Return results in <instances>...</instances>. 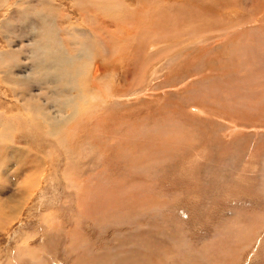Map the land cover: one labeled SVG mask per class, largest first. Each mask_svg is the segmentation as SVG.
Instances as JSON below:
<instances>
[{"label":"rangeland","instance_id":"rangeland-1","mask_svg":"<svg viewBox=\"0 0 264 264\" xmlns=\"http://www.w3.org/2000/svg\"><path fill=\"white\" fill-rule=\"evenodd\" d=\"M159 1L149 0L148 3V0H0V264H147L148 261L149 264H264V73L256 76L258 78L254 89L245 83L249 76L233 79L240 75L238 72H241V68L253 58L250 63L253 62L255 69L256 60L261 56L262 49L264 50L262 43L256 44L259 39L263 41L264 38V0H242L243 4L241 0H223L220 3L222 7L215 4L217 0H172L174 4L171 0ZM154 3L156 5H153V8ZM209 3L214 7L210 5L207 11ZM195 4L200 5L197 7L199 10L195 8ZM100 7H105V10ZM155 7L166 10V13H161L162 16L167 14L166 17L160 16L161 22L166 23V31L170 29V22L179 16L174 21V24L180 22L174 25L176 34L173 32L168 36L164 35L166 31L156 29L155 25L151 24L157 15H154ZM220 7L223 8L222 11L225 10L224 13L229 11L225 15H235L231 18L223 17V12H217ZM122 9L125 12L127 9L131 10L133 16L135 13L139 14L140 21L136 23V28L132 23V20H136L132 16H121L124 15ZM121 11L123 14H120ZM245 15L249 18V21L246 19L247 22L244 20ZM117 16L118 19L113 18ZM240 17L243 19L242 26ZM180 19H186V24ZM122 23L126 24L123 32L118 29V25ZM237 25L238 27H235ZM74 29L82 32V35H75ZM250 31L256 33V37L260 35L262 38L258 36L260 38L255 40L257 38L252 33L250 35ZM234 32L244 34V37L238 40L241 44H234L230 40ZM65 33L76 36L75 53L65 52L66 55L62 52ZM122 35L124 38H119ZM174 35L176 37H172ZM98 36L103 39H98ZM187 37L191 39L188 40ZM207 45L208 47L204 48ZM235 49L238 52H235ZM241 51L246 52V55ZM247 53L253 57H249ZM263 55L264 53L262 57ZM198 59L202 60V63ZM239 59L244 66L239 63L242 67L235 68L236 76L235 73L225 72L228 64L235 60L238 65ZM219 60L223 64L219 63ZM229 61L230 63H227ZM194 63L197 67L199 64L200 69ZM226 78L230 82H227ZM215 81L218 90L217 86H214ZM208 85L209 88L206 87ZM196 89L201 90L200 93H197ZM203 91H206L207 96H202ZM195 92L199 95L198 100L194 99ZM204 99L207 101L204 102ZM209 99L213 103H210ZM184 100L191 103L188 102L180 108V102ZM95 101L101 103V106L94 107ZM88 108H92L90 112ZM168 110L174 112L169 114ZM158 112H161L160 116ZM128 116L132 119H127ZM147 117L150 118L146 125ZM142 118L143 121L145 119L144 122L140 121ZM172 119L180 128L172 126V122L170 126L174 129L168 127ZM114 121L115 124L111 126L118 133L114 132L113 141L105 139L104 136L99 141L94 137V133H91L93 129H99L102 135L106 127L112 129L110 124ZM157 121L158 126L152 124ZM163 121L168 125L164 122L166 126L163 127ZM92 123L97 125H91ZM129 124L131 127L135 124L140 126V131L135 134H122L121 129L125 131V127L130 128ZM231 124L237 127L235 133L229 132ZM153 125L156 130L151 127ZM151 128L155 132L160 128L161 131L158 130L157 133L161 136ZM178 128L180 132L191 133L192 137H187V134L181 139L182 142L178 137L176 143H172ZM162 130H165L167 135L163 134ZM125 137L129 138L131 147L127 144L129 147L127 146L124 154L134 150L135 141L139 146L144 145L143 149L145 144L151 146L158 142L163 143V140L166 143L168 139L174 145L169 144V141L167 145L163 143L164 148L171 146L166 149L167 154L162 144L159 146L158 149L162 146V152L161 149L159 151L164 156L159 155L158 150L152 152H155L153 156L149 153L150 150H145L149 151L148 154L143 151L139 164L144 166L139 169L133 164H124L125 162L117 159L115 155L105 161L109 152L107 154L104 148L100 149L104 145L102 143L111 142L112 145H117ZM150 139L156 142L153 143ZM130 140L134 142L130 144ZM169 151L176 153L170 154ZM149 155L152 158L147 160ZM155 158H158L159 167L154 164ZM159 158L164 162V167L162 162L159 163ZM115 160L117 162H114ZM149 161L151 163H148ZM155 166L159 170H155ZM146 167H150L151 171ZM141 170L148 174L141 173ZM136 172L139 178H136ZM133 181L138 182L139 186L144 184L142 191L136 185V189L133 187L132 191L123 190L125 183L131 186ZM104 193L106 197L103 196ZM139 194L143 198L138 196ZM131 196L135 199L130 202ZM145 201L149 202L148 205ZM106 202L108 205L104 204ZM127 202L132 204L127 206ZM100 203L103 204L102 207ZM141 205L144 209L140 208ZM137 206L140 207L133 208ZM96 207L106 210L99 213L103 211H98ZM134 212L142 214L134 215ZM112 213L120 214L117 217ZM111 217L113 219H110ZM234 219L240 222L241 226L235 223L237 226L234 227ZM123 225L125 226L122 227ZM231 226L237 229H231ZM243 232L245 234H242ZM144 256L149 259L146 258V261ZM92 258L95 259L92 261L94 263L91 262Z\"/></svg>","mask_w":264,"mask_h":264},{"label":"bare ground","instance_id":"bare-ground-1","mask_svg":"<svg viewBox=\"0 0 264 264\" xmlns=\"http://www.w3.org/2000/svg\"><path fill=\"white\" fill-rule=\"evenodd\" d=\"M144 1H145V0H144ZM146 1H147V0H146ZM154 1H155V0H154ZM160 1H161V0H160ZM160 1H159V2H160ZM164 1H165V0H163V2H164ZM166 1H167V0H166ZM175 1H176V0H175ZM190 1H191V0H190ZM194 1H195V0H194ZM196 1H197V0H196ZM207 1L209 2V0H207ZM229 1H231V0H229ZM243 1H244V0H243ZM126 2H127V1H126ZM150 2H151V1H150ZM163 2H162V3H163ZM171 2H172V0H171ZM187 2H189V0H188ZM192 2H193V1H192ZM197 2H198V1H197ZM221 2H223V0H217V1L215 2V4H220ZM226 2H228V0H226ZM226 2H225V4H226ZM238 2H239V1H238ZM127 3H128V2H127ZM146 3H147V2H146ZM148 3H149V0H148ZM167 3H168V2H167ZM172 3L174 4V2H172ZM211 3H213V2H211ZM241 3H242V0H241ZM241 3H240V4H241ZM160 4H161V3H160ZM165 4H166V3H165ZM169 4H170V3H169ZM169 4H168V7H169ZM190 4H191V2H190ZM190 4H189V5H190ZM199 4H200V3H199ZM222 4H223V3H222ZM232 4H233V3H232ZM240 4H239V7H241ZM242 4H243V3H242ZM262 4H263V3H262ZM262 4H261V5H262ZM149 5H151V4H149ZM153 5H156V4H155V3L152 4V7H153ZM191 5H192V4H191ZM195 5H196V7H195ZM195 5H194V7L197 9V7H200L201 4H200V5L195 4ZM205 5H206V4H205ZM205 5H204V7H205ZM208 5H209V6H208V8L206 9L207 11L210 9V5H213V4H210V3H209ZM220 5H221V4H220ZM237 5H238V4H237ZM157 7H158V5H157ZM192 7H193V5H192ZM213 7H214V5H213ZM221 7H222V5H221ZM221 7H220L219 10H218V8H217V10H218L217 12H219V11L223 12V14H224V16L222 15L223 17H225V16H229V17L231 18L233 15H235V14H233V15H231V14H226V15H225V13H228L229 11H227V12L224 13L225 10L222 11L223 8H221ZM230 7H231V6H230ZM68 8H69V7H68ZM100 8H101L102 10H105V7H104V9H103V7H100ZM153 8H154V7H153ZM161 8H162V7H161ZM161 8H156V7H155V11H154L155 14H154V15H156V13H157V15L154 17V19L152 20L151 24H152V25L154 24L156 29L159 28V29H162V31H166V30L164 29V26L166 25V23H162L161 20H160V19H161L160 16H162L161 13H166V12H165L166 10H164V8H163V9H161ZM170 8H172V7H170ZM170 8H168V9L171 11ZM201 8H202V7H201ZM201 8H200V9H201ZM205 8H206V7H205ZM180 9L182 10L183 8H179V10H180ZM189 9H190V8H189ZM192 9H193V8H192ZM192 9H191V10H192ZM196 9L194 10V12H196ZM213 9H214V8H213ZM221 9H222V10H221ZM232 9H233V8H232ZM240 9L242 10V7H241ZM255 9H256V8H255ZM179 10H178V11H179ZM197 10H199V9H197ZM226 10H227V8H226ZM122 11H123V9H122ZM122 11L120 12V14H123V13H124V15H121V16H124V17H125V15H126V16H132V17L136 20V21H133V20H132V23H133V25H135V28H136V23L140 21V16H139V14H136V13L134 12L135 14H134V16H133V15H132L133 12H132L131 10H128V9L126 10V12L123 11V13H122ZM189 11H190V10H189ZM235 11H236V10H235ZM108 12L110 13V11H108ZM179 12H182V11H179ZM179 12H178V13H179ZM192 12H193V11H192ZM200 12H201V11H200ZM210 12H212V11H210ZM217 12H216V13H217ZM230 12H231V10H230ZM244 12H245V11H243V13H244ZM246 12H247V11H246ZM246 12H245V13H246ZM263 12H264V11H263ZM263 12H262V13H263ZM137 13H138V12H137ZM151 13H153V12H152V9H151ZM158 13H160V14H158ZM169 13H170V12H169ZM176 13H177V12H176ZM178 13H177V14H178ZM185 13H186V9H185ZM188 13H189V12H188ZM197 13H199V12H197ZM197 13H196V15H198ZM207 13H208V12H207ZM219 13H220V12H219ZM234 13H235V12H234ZM249 13H250V12H249ZM111 14H112V13H111ZM172 14H173V11H172ZM192 14H193V13H192ZM200 14H202V13H200ZM211 14H212V13H211ZM211 14H209V16H210ZM166 15H167V14H165V15L163 14L162 17L164 18V16L166 17ZM175 15H176V14H175ZM190 15H191V14H190ZM207 15H208V14H207ZM207 15H206V16H207ZM220 15H221V14H220ZM236 15H237V14H236ZM239 15H241V14H239ZM109 16H111V15H109ZM115 16H116V15H115ZM168 16H169V15H168ZM170 16H171V13H170ZM173 16H174V15H173ZM180 16H181V15H180ZM184 16H185V15H184ZM193 16H195V15H193ZM214 16L216 17V15H214ZM174 17H175V16H174ZM174 17H172V18H174ZM177 17H179V16H177ZM177 17L175 18L176 20H177ZM198 17H199V16H198ZM220 17H221V16H220ZM223 17H222V18H223ZM244 17H245V18H244ZM244 17H243V18H244V20H245L246 22H247V20L249 21L248 16L245 15ZM246 17H247V18H246ZM260 17H261V15H260ZM113 18L118 19V16H117V17H113ZM126 18H127V17H126ZM170 18H171V17H170ZM172 18H171V19H172ZM180 18H181V17H180ZM209 18H210V17H209ZM252 18H253V17H252ZM129 19H130V18H129ZM191 19H192V18H191ZM194 19H195V18H194ZM194 19H193V20H194ZM198 19H199V18H198ZM201 19H203V18H201ZM212 19H213V18H212ZM246 19H247V20H246ZM121 20H124V18H123V19L121 18ZM176 20H174V21H176ZM180 20L183 21L182 19H180ZM203 20H204V19H203ZM220 20H221V19H220ZM220 20H219V21H220ZM226 20H227V19H226ZM228 20H229V18H228ZM117 21H118V20H117ZM119 21H120V17H119ZM119 21H118V22H119ZM128 21H129V20H128ZM169 21H170V19H169ZM169 21H168V23H169ZM174 21L172 20V21L170 22V29H167V31L164 33V35H167V36H168V35H170V34H172V33L174 32V28H175L174 25H175L177 22H179V21H177V22L174 24ZM185 21H186V19H185L183 22H185ZM190 21H192V20H190ZM196 21H197V20H196ZM200 21H201V20H199V24H200ZM210 21H211V20H210ZM240 21H241V26H242V22H243L242 17H240ZM255 21H256V20H255ZM123 22H124V21H123ZM130 22H131V21H130ZM188 22H189V20H188ZM208 22H209V21H208ZM220 22H222V21H220ZM128 23H129V22H128ZM148 23H150V22H148ZM168 23H167V25L169 26ZM179 23H180V22H179ZM179 23H178V25L180 26ZM196 23H197V22H196ZM227 23H228V21H227ZM234 23H235V22H234ZM183 24H184V23H183ZM185 24H186V22H185ZM188 24H189V23H188ZM193 24H194V23H193ZM247 24H249V23H247ZM252 24H254V20H253V23H252ZM131 25H132V24H131ZM178 25H177V26H178ZM181 25H182V24H181ZM191 25H192V24H191ZM191 25H189V26H191ZM205 25H206V24H205ZM215 25H217V24H215ZM223 25H226V24L223 23ZM129 26H130V25H129ZM179 26H178V27H179ZM182 26H183L184 28L186 27V26H184V25H182ZM187 26H188V25H187ZM232 26H233V25H232ZM249 26H250V25H249ZM118 27H119L118 29H121V31L123 32V31H124V27L126 28V24H125V23L119 24ZM183 27H182V28H183ZM193 27H194V25H193ZM193 27H192V28H193ZM235 27H238V25L235 26ZM192 28H191V29H192ZM233 28H234V27H233ZM195 29H196V28H195ZM210 29H211V28H210ZM236 29H237V28H236ZM74 30H75V29H74ZM134 30H135V29H133V31H134ZM200 30H201V29H200ZM229 30H230V29H227V31H229ZM242 30H243V29H242ZM263 30H264V29H263ZM78 31H79V30H75L73 33H74L75 35H76V33L82 35V32L80 33V32H78ZM93 31H94V30H93ZM128 31H129V29H128ZM196 31H197V30H196ZM258 31H259V30H258ZM125 32H126V31H125ZM175 32H177V31H175ZM175 32H174V34H176ZM179 32L181 33V30H180ZM179 32H178V33H179ZM185 32H186V31H185ZM198 32H200V31H198ZM221 32H222V31H221ZM232 32H233V31H232ZM235 32H237V31H235ZM235 32H234V34H233V37H232L230 40L233 41L234 44H235V43H236V44H237V43L241 44L238 40L240 39V37H244V34H243V33H242V34H236ZM262 32H263V31H262ZM92 33H93V32H92ZM95 33H96V32H95ZM99 33H100V32H99ZM99 33H98V34H99ZM120 33H121V32H120ZM189 33H190V32H189ZM189 33H188V34H189ZM191 33H192V31H191ZM251 33H252V32L250 31L249 34L251 35ZM259 33H261V32H259ZM62 34H63V33H62ZM85 34H86V33H85ZM184 34H185V33H184ZM188 34H187V35H188ZM192 34H193V33H192ZM252 34H254V36L256 37V35H255L256 33H252ZM261 34H262V33H261ZM65 35H66V33H65ZM75 35H74V36H70L69 34H67L66 37H69V38H66V37H65V38L63 39V41H62V42H63V43H62L63 45L61 44V45L63 46V47H61V48H62L61 50H62L63 53H65V52L70 53V52H72V51L75 53V50H76V43H75L76 41L74 40V38L76 37ZM86 35H87V34H86ZM88 35H89V34H88ZM93 35H95V34H93ZM107 35H108V34H107ZM111 36H112V35H111ZM111 36H110V37H111ZM132 36H133V35H132ZM139 36H140V35H139ZM191 36H192V35H191ZM205 36H206V35H205ZM209 36H210V35H209ZM212 36H213V35H212ZM214 36H215V35H214ZM216 36H217V35H216ZM226 36H227V35H226ZM247 36H248V34H247ZM258 36H260V35H257V37H258ZM98 37H99V36H98ZM104 37H105V36H104ZM108 37H109V36H108ZM112 37H113V36H112ZM120 37H121V38H124L123 35H122V36H119V38H120ZM172 37H176V35H174V36H172ZM172 37H171V38H172ZM192 37H194V36H192ZM250 37H251V36H250ZM250 37H249V42H251V41H250ZM252 37H253V35H252ZM255 37H253V38H255ZM257 37H256V38H257ZM260 37H261V36H260ZM260 37H258V38H260ZM263 37H264V36H263ZM101 38H102V37H101ZM101 38L99 37L98 39H101ZM188 38H189V37H187V39H188ZM214 38H215V37H214ZM218 38H219V37H218ZM253 38H251V39H253ZM258 38L255 39V40H258ZM261 38H262V37H261ZM94 39H95V38H94ZM96 39H97V38H96ZM102 39H103V38H102ZM112 39H113V38H112ZM125 39H126V38H125ZM134 39H135V37L133 38V40H134ZM139 39H140V37H139ZM139 39H137V40H139ZM175 39H176V38H175ZM175 39H174V40H175ZM189 39H191V38H189ZM189 39H188V40H189ZM192 39H193V38H192ZM194 39H195V38H194ZM208 39H209V38H208ZM105 40H106V39H105ZM108 40H109V39H108ZM114 40H115V38H114ZM141 40H143V39L141 38ZM174 40H173V41H174ZM182 40H183V39H182ZM217 40H218V39H217ZM222 40H223V39H222ZM246 40H247V39H246ZM260 40H261V39H259V40L257 41L258 43H256V44H260V43H262V44L264 45V42H263V41H264V38H263V41L261 40L262 42H260ZM93 41H94V40H93ZM101 41L103 42V40H101ZM166 41H167V40H166ZM166 41H163V42H166ZM169 41H170V40H169ZM171 41H172V40H171ZM241 41H242V40H241ZM81 42H82V41H81ZM106 42H107V41H106ZM134 42H135V41H134ZM188 42H190V41H188ZM200 42H201V41H200ZM203 42H204V41H203ZM205 42H206V41H205ZM218 42H220V39H219ZM249 42H248V43H249ZM252 42H254V41H252ZM107 43H108V42H107ZM166 43H167V42H166ZM182 43H184V42H182ZM182 43H181V44H182ZM193 43H194V42H193ZM207 43H208V42H207ZM207 43H206V44H207ZM244 43H246V41H245ZM244 43H243V44H244ZM112 44H113V41H112ZM139 44H140V43H139ZM175 44H176V43H175ZM202 44H203V43H202ZM251 44H253V43H251ZM251 44H249V45H250L249 48H251ZM256 44H255V45H256ZM61 45H60V46H61ZM99 45H100V44H99ZM115 45H116V44H115ZM115 45H114V47H115ZM118 45H119V44H118ZM167 45H168V43H167ZM183 45H184V44H183ZM185 45H186V43H185ZM200 45H201V44H200ZM208 45H209V44H208ZM208 45L205 46L204 48L208 47ZM221 45H222V44H221ZM221 45H220V46H221ZM246 45H247V44H246ZM77 46H78V45H77ZM100 46H102V45H100ZM122 46H123V45H122ZM122 46H121V47H122ZM152 46H155V45H152ZM181 46H182V45H181ZM193 46H194V45H193ZM193 46H192V48H194ZM201 46H202V45H201ZM220 46H219V47H220ZM231 46H232V45H231ZM237 46H238V45H237ZM237 46H236V49L239 48V47L237 48ZM105 47H110V46H105ZM129 47H130V46H129ZM135 47H136V46H135ZM182 47H183V46H182ZM242 47H243V46H242ZM242 47H241V48H242ZM246 47H247V46H246ZM253 47H254V46H253ZM258 47H259V46L257 45V48H258ZM84 48H85V47H84ZM125 48H126V47H125ZM137 48H139L138 45H137ZM137 48H135V49H137ZM157 48L159 49V47H157ZM157 48H156V49H157ZM176 48H177V47H176ZM201 48H202V47H201ZM201 48H200V49H201ZM212 48H213V47H212ZM255 48H256V46H255ZM257 48H256V49H257ZM263 48H264V46H263ZM112 49H113V48H112ZM114 49H115V48H114ZM123 49H124V48H123ZM154 49H155V48H154ZM170 49H173V48H170ZM185 49H186V48H185ZM195 49H196V48H195ZM226 49H227V48H226ZM229 49H230V48H229ZM236 49H235V52H238V51H236ZM242 49H243V48H242ZM242 49H241V50H242ZM247 49H248V48H247ZM260 49H262V47H261ZM65 50H66V51H65ZM106 50H107V48H106ZM109 50H110V49H109ZM126 50H127V49H126ZM138 50H139V49H137V51H138ZM176 50H177V49H176ZM186 50H188V49H186ZM202 50H203V48H202ZM219 50H220V49H219ZM219 50H218V51H219ZM238 50H239V49H238ZM248 50H249V49H248ZM254 50H255V49H254ZM171 51H172V50H171ZM193 51H194V49H193ZM221 51H222V49H221ZM242 51H243V50H242ZM242 51H241V52H242ZM245 51H246V50H245ZM262 51H263V52H262V54H263V53H264V50L262 49ZM241 52H240V53H241ZM246 52H247V51H246ZM246 52H242V54L244 55ZM255 52H256V51H255ZM109 53H111V52H109ZM123 53H124V51H123ZM145 53H146V52H145ZM188 53H189V52H188ZM228 53H229V52H228ZM65 54H66V53H65ZM101 54H102V53H101ZM101 54H100V55H101ZM114 54H115V53H114ZM133 54H134V53H133ZM139 54H141V53H139ZM147 54H148V53H147ZM196 54H197V53H196ZM199 54H200V53H199ZM221 54H222V53H221ZM231 54H232V53H231ZM247 54H248V53H247ZM262 54H261V56L258 57L257 60H256L257 65H256V68H255V69L253 68V67H255V66H252V63H253V62L250 63L252 60H254V58L251 59L250 62H247V64H246L245 66H244V63H242V61H240V59H239L238 65H236L237 63H235V60L232 61L231 64H228V66H226L225 72L228 71V72L235 73L234 75L236 76V70H235V68H238V67L240 66V64L242 63L244 67L241 68V69H242L241 72H238V71H237L240 75H237L236 77H233V79L235 78V80H238V79H242V78H244V77L249 76V77L246 78L245 83L247 84V86L250 85V86H252V89H254V88H256V87L253 88V86H255V84H256L255 81H256V79L258 78V77L256 78V76L260 75V73H261V74L264 73V71H263V70H264V58H263L264 55H263V57H262ZM57 55H59V53H58ZM66 55H67V54H66ZM119 55H120V54H119ZM235 55H236V54H235ZM238 55H239V54H238ZM245 55H246V54H245ZM249 55H250V54H248V56H249ZM252 55H253V53H252ZM254 55L256 56V53H255ZM257 55H259V54H258V51H257ZM50 56H51V55H50ZM117 56H118V55H117ZM137 56H140V55H137ZM137 56H136V57H137ZM142 56H143V55H142ZM148 56H149V55H147V59H148ZM193 56H194V55H193ZM204 56H205V55H204ZM255 56H254V57H255ZM102 57H103V54H102ZM108 57H109V56H108ZM198 57H199V56H198ZM218 57H219V56H218ZM249 57H253V56H249ZM58 58L60 59V57H58ZM113 58H114V57H113ZM143 58H144V57H143ZM149 58H150V57H149ZM203 58H204V57H203ZM203 58H202V59H203ZM209 58H210V57H209ZM231 58H232V57H231ZM242 58H243V57H242ZM64 59H65V61L67 60L66 58H64ZM68 59H69V58H68ZM120 59H121V58H120ZM141 59H142V58H141ZM195 59H196V58H195ZM235 59H236V56H235ZM247 59H248V58H247ZM61 60H62V59H61ZM72 60H73V59H72ZM117 60H118V59H117ZM130 60H132V59H130ZM143 60H144V59H143ZM198 60H199V59H198ZM204 60H205V59H204ZM222 60H223V59H222ZM241 60H242V59H241ZM243 60H245V63H246V57H245V56H244ZM110 61H111V60H110ZM199 61H200V60H199ZM201 61H202V60H201ZM201 61H200V62H201ZM219 61H220V60H219ZM60 62H62V61H60ZM68 62H69V61H68ZM190 62H191V60H190ZM193 62H194V61H193ZM193 62H192V63H193ZM200 62H199V64H200ZM206 62H208V61H206ZM224 62H225V61H224ZM240 62H241V63H240ZM158 63H159V62H158ZM201 63H202V62H201ZM209 63H210V61H209ZM211 63H212V62H211ZM219 63H222V64H223V62H221V61H220ZM227 63H230V61L227 62ZM227 63H226V65H227ZM239 63H240V64H239ZM194 64H195V63H194ZM199 64H198V67H197V64H195V66H196L197 68H199ZM185 65H186V64H185ZM187 65H188V64H187ZM191 65H192V64H191ZM191 65H190V67H191ZM205 65H206V64H205ZM218 65H219V64H218ZM215 66H216V65H215ZM220 66H221V65H220ZM220 66H219V67H220ZM98 67H99V66H98ZM187 67H188V66H187ZM202 67H204V66H202ZM205 67H206V66H205ZM210 67H211V66H209V68H210ZM240 67H242V66H240ZM96 68H97V65H96ZM183 68H184V67H183ZM193 68H194V65H193ZM206 68H207V67H206ZM209 68H208V70H209ZM211 68H213V67H211ZM220 68H221V67H220ZM220 68L217 67V69H220ZM199 69H200V68H199ZM221 69H223V67H222ZM95 70H96V69H95ZM95 70H94V71H95ZM196 70H197V69H196ZM202 70H203V69H202ZM202 70H201V71H202ZM214 70H215V69H213V71H214ZM238 70H239V69H238ZM97 71H98V70H97ZM101 71H102V70H101ZM204 71H205V70H204ZM223 71H224V70H223ZM113 72H114V71H113ZM214 72H216V71H214ZM214 72H213V73H214ZM94 73H95V72H94ZM97 73H98V72H97ZM109 73H110V72H109ZM114 73H115V72H114ZM176 73H177V72H176ZM194 73H195V72H194ZM198 73H199V72H198ZM209 73H210V72H209ZM232 73H231V74H232ZM100 74H101V73H100ZM174 74H175V73H174ZM174 74H173V75H174ZM189 74H190V73H189ZM225 74H226V73H225ZM186 75H187V73H186ZM196 75H197V73H196ZM203 75H204V74H203ZM220 75H221V74H220ZM234 75H231V76H234ZM178 76H179V75H178ZM110 77H111V76H110ZM187 77H189V76H187ZM191 77H192V76H191ZM96 78H97V77H96ZM111 78H113V77H111ZM170 78H173V77H170ZM174 78H175V77H174ZM182 78H183V77H182ZM189 78H190V77H189ZM196 78H197V77H196ZM223 78H224V77H223ZM223 78H222V80H224ZM231 78H232V77H231ZM198 79H199V78H198ZM229 79H230V78H229ZM167 80H168V79H167ZM169 80H171V79H169ZM218 80H220V79H218ZM222 80H220V81H222ZM227 80H228V79L226 78V81H227ZM95 81H96V80H95ZM179 81H180V80H179ZM184 81H185V80H184ZM199 81H200V80H199ZM213 81H214V79H213ZM216 81H217V80H216ZM216 81H215L216 84H214V86H215V85L217 86V82H216ZM226 81H225L224 83H226ZM232 81H233V80H232ZM227 82H230V81H227ZM256 82H257V81H256ZM207 83L209 84V82H207ZM197 84H198V83H197ZM203 84H204V82H203ZM203 84H202V85H203ZM218 84H219V83H218ZM200 85H201V83H200ZM212 85H213V84H212ZM226 85H227V84H226ZM228 85H229V84H228ZM203 86H205V84H204ZM216 86H215V87H216ZM200 87H201V86H200ZM206 87L209 88V85L206 86ZM258 87H259V85H258ZM171 88H172V87H171ZM193 88H194V87H193ZM195 88H196V87H195ZM197 88H198V87H197ZM203 88H204V87H203ZM210 88H212V87H210ZM100 90H101V88H100ZM193 90H194V89H193ZM196 90H197V89H196ZM196 90H195V91H196ZM207 90H208V89H207ZM213 90H214V89H213ZM217 90H218V86H217ZM232 90H233V89H231V91H232ZM96 91H97V90H96ZM98 91H99V89H98ZM189 91H191V90H189ZM200 91H201V90H200ZM200 91L197 90V93H198V92L200 93ZM211 91H212V90H211ZM219 91L221 92V88H220ZM184 92H185V91H184ZM203 92H204V95H202V96H207V95H205V94H206V91H203ZM208 92H210V91H208ZM212 92H213V91H212ZM212 92H210V93H212ZM185 93H186V92H185ZM214 93H215V92H214ZM225 93H226V92H225ZM97 94H98V93H97ZM202 94H203V93H202ZM111 95H112V94H111ZM125 95H126V94H125ZM194 95H195V96H194V99H197V100H198V99H199V95H196V92H195ZM186 96H188V95L186 94ZM200 96H201V95H200ZM261 96H263V95H261ZM107 97H108V95H107ZM107 97H106V98H107ZM111 97H112V96H111ZM118 97H119V96H118ZM182 97H183V96H182ZM96 98H98V97H96ZM183 98H184V97H183ZM186 98H187V97H186ZM191 98H192V97H191ZM208 98H211V97H208ZM215 98H216V95H215ZM219 98H220V97H219ZM221 98H222V97H221ZM103 99H104V98H103ZM200 99H201V98H200ZM204 100H205V99H204ZM105 101H106V100H105ZM157 101H158V99H157ZM177 101H179V100H177ZM190 101L192 102L191 99H190ZM194 101H196V100H194ZM200 101H201V100H200ZM206 101H207V100H205L204 102H206ZM209 101H210V99H209ZM216 101H218V100H216ZM150 102H151V101H150ZM185 102H186V100H184V102H183V101L180 102V105H181L180 108H182V105L187 104L189 101L186 102V103H185ZM191 102H189V103H191ZM197 102H198V101H197ZM192 103H193V102H192ZM210 103H213V101H212V102L210 101ZM100 104H101V103H98V102L96 103V101H95V103H94L95 106H94V107L101 106ZM178 104H179V103H178ZM203 104H204V103H203ZM96 105H97V106H96ZM104 105H105V104H104ZM193 105H194V104H193ZM195 105H196V104H195ZM197 105H198V104H197ZM145 106H146V105H145ZM147 106H148V105H147ZM178 106H179V105H178ZM190 106H191V105H190ZM203 106H204V105H203ZM205 106H206V105H205ZM205 106H204V107H205ZM94 107H92V108H94ZM136 107H137V106H136ZM193 107H194V106H193ZM193 107H192V109H193ZM92 108H88L87 110H89V112H90V111H91L90 109H92ZM139 108H141V107H139ZM147 108H148V107H147ZM174 108H175V107H174ZM183 108H184V107H183ZM209 108H210V107H209ZM211 108H213V107H211ZM124 109H125V107H124ZM194 109H195V108H194ZM215 109H216V108H215ZM119 110H120V109H119ZM133 110H136V109H133ZM141 110H142V109H141ZM172 110H173V109H172ZM172 110H168L167 113H169V114L171 113V114H172V113L174 112V111H172ZM184 110H185V109H184ZM190 110H191V109H190ZM234 110H236V109H234ZM164 111H165V110H164ZM166 111H167V110H166ZM178 111H179V110H178ZM191 111H192V110H191ZM196 111H198V110H196ZM196 111H195V112H196ZM123 112H124V111H123ZM131 112H132V111H131ZM133 112H134V111H133ZM149 112H151V110H150ZM176 112H177V110H176ZM158 113H159V112H158ZM158 113H157V114H158ZM160 113H161V112H160ZM160 113H159V116H160ZM198 113H199V112H198ZM120 114H121V113H120ZM126 114H127V113H126ZM148 114H149V113H148ZM153 114H154V113H153ZM176 114H177V113H176ZM199 114H201V112H200ZM202 114H203V113H202ZM223 114H224V113H223ZM134 115H135V114H133V116H134ZM162 115H164V114L162 113ZM174 115H175V114H174ZM205 115H208V113H207V114L205 113ZM209 115H210V114H209ZM138 116H139V115H138ZM169 116H171V115H169ZM171 117H172V116H171ZM108 118H109V116H108ZM111 118H113V117H111ZM125 118H126V116H125ZM125 118L123 117L124 120H126ZM128 118H129V116L127 117V119H128ZM130 118L132 119V117H130ZM130 118H129V119H130ZM145 118H146V116H145ZM149 118H150V117H147V120H146L145 124L147 123V121H148ZM167 118H168V117H167ZM206 118H207V117H206ZM70 119H71V118H70ZM157 119H158V118H157ZM159 119H160V118H159ZM161 119L163 120L162 117H161ZM169 119H170V118H169ZM173 119H174V118H173ZM173 119H172V120H173ZM180 119H181V118H180ZM230 119L232 120V118H230ZM121 120H122V119H121ZM151 120H153V118H152ZM234 120H235V119H234ZM234 120H232V121H234ZM140 121L142 122V121H143V118H142V120H140ZM144 121H145V119H144ZM144 121H143V122H144ZM154 121H156V119H155ZM165 121H166V120H165ZM165 121H163V122L161 123V125H162ZM168 121H169V120H168ZM168 121H166V122H168ZM67 122H68V121H67ZM100 122H101V121H100ZM126 122H127V121H126ZM126 122H125V123H126ZM134 122H135V121H134ZM136 122H137V121H136ZM166 122H165V123H166ZM170 122L173 123V124H172V123H171V124H172V126H174L175 128H176V127H179V124H178L177 122H174V120H173V121H169V126H168V127H171V126H170V125H171ZM193 122H194V121H193ZM74 123H75V122H74ZM105 123H106V122H105ZM125 123L123 122V124H125ZM165 123L163 124V127L166 126ZM179 123H180V122H179ZM37 124H38V123H37ZM37 124H35V125H37ZM39 124H40V123H39ZM106 124H107V123H106ZM108 124H109V123H108ZM114 124H115V121L112 122V124H110V126H111V125H114ZM126 124H127V123H126ZM152 124H155L156 126L159 125L158 121L155 122V123H152ZM166 124L168 125V123H166ZM91 125H97V124H93V123H92ZM101 125H102V123H101ZM129 125H130V124H129ZM135 125H136V124H135ZM135 125H133V127H131V125H130V128L124 126V127L126 128L125 131H124V130L122 131V129L120 128V129H121L120 132H121L122 134H124L125 132H127L128 134H131V133H134V134H135V132L140 131V126H135ZM146 125H147V124H146ZM149 125H150V124H149ZM155 125H153V126H151V127H153V128L155 129V128H156V127H154ZM184 125H185V124H184ZM231 125H232V124H231ZM103 126H105V125H103ZM182 126H183V125H182ZM182 126H181V127H182ZM202 126H203V125H202ZM207 126H208V125H207ZM111 127H112V126H111ZM124 127H122V128H124ZM163 127H162V128H163ZM174 127H171V130H173ZM190 127H191V126H190ZM144 128H145V127H144ZM146 128H147V127H146ZM153 128H151V129H153ZM160 128H161V127H160ZM160 128H159V129H160ZM166 128H167V127H166ZM179 128H180V127H179ZM179 128H178V131H175V132H177V133H176L175 135H173V137L175 136V137H174L175 140L172 141V143H174L176 140H178V137H179V140H181L182 138H184L185 135L188 134V133L183 132V131L180 132ZM236 128H237V127H236ZM236 128H235L234 125H232V128L229 129V132H231V133H232V132L235 133V129H236ZM35 129H36V128H35ZM37 129H38V128H37ZM104 129H105V128H104ZM149 129H150V128H149ZM154 129H153V131H154ZM159 129H158V130H159ZM193 129H194V127H193ZM147 130H148V129H147ZM155 130H156V129H155ZM158 130H157V131H158ZM165 130H166V129H165ZM165 130H164V132H166ZM183 130H184V129H183ZM118 131H119V130H118ZM153 131H151V132H153ZM157 131H156V132L154 131V132L157 133ZM159 131H161V130H159ZM159 131H158V132H159ZM167 131H170V130L167 129ZM216 131H217V130H216ZM114 132H117V130H114L113 127H112V129H108V128L106 127L105 132L102 131V135H101V132L99 131V129H93V130L91 131V133H94V137H96L97 140L99 139V141H100V138L102 139L103 136H104L105 139H109V140L113 141L112 139H113V137H115V135L113 136ZM141 132H142V131H141ZM146 132H148V131H146ZM162 132H163V130H162ZM164 132H163V134H166V135H167V132H166V133H164ZM172 132H173V131H172ZM175 132H173V133H175ZM237 132H238V131H237ZM117 133H118V132H117ZM142 133H143V132H142ZM168 133H169V132H168ZM170 133H171V132H170ZM157 134H159V133H157ZM190 134H191V133H189V134H188L189 136H187V137H190V136H191ZM149 135H150V134H149ZM159 135H160V134H159ZM159 135H158V137H159ZM117 136H118V135H117ZM132 136H133V135H132ZM139 136H140V135H139ZM139 136H138V138H139ZM145 136H147V135H145ZM145 136H144V138H145ZM155 136H156V134H155ZM155 136H154V137H155ZM160 136H161V135H160ZM169 136H170V135H169ZM194 136H195V134H194ZM121 137H122V136H121ZM123 137H124V136H123ZM135 137H136V136H135ZM135 137H134V138H135ZM154 137H153V138H154ZM164 137H166V136H164ZM170 137H171V136H170ZM191 137H192V136H191ZM132 138H133V137H132ZM149 138H151V136H150ZM174 138H173V139H174ZM69 139H70V138H69ZM118 139H120V138H118ZM118 139H117V140H118ZM128 139H129L128 137H125L123 140L121 139V141H120L117 145H116L115 143H114L115 145H112L111 142H110L109 144L102 143V144H104L102 148L100 147V146H102V144H100V146H99L100 149H103V148H104V152H107V154H108V152H109L108 156L105 158V161H106L110 156H114V155H115V157H116L117 159H120V160H122L123 162H125L124 164L130 163V164H133L134 167H136V168L138 167V169H139V167H141V166L143 167V166H144V165L139 164V162H141L140 160H142V159H141V158H142V155H141V154H142L143 151H145L146 149H148V150H150V152H149L148 150H147V151H148L149 153H151L152 156H153V154H154L155 152H154V153H152V152H153V151H157V150L159 151V150L161 149V147L163 146V150L165 149V150H164V151L166 152L165 154H167V153H168V150H166V149L168 148V146H170V145H168V146H166V147L164 148V146L168 144L167 141H169V139L167 140V138H166V140H167L166 143H167V144L164 143L165 140H163V143H164L165 145H163V143H161V142H160V144H159V142H158V143L155 144V145H154V144L151 145L150 142H149V144H150L151 146H147V145L145 144V146H146L145 149L142 148V146H144V145L139 146V144L136 143L137 141L134 142L133 140H132V141L130 140V144H131V142H134V150H132V151L130 150V153H128V154H124V153H125V152H124L125 149H126L127 146L129 145V143H128ZM154 139H155V138H154ZM154 139H152V140L150 139V140L153 141V143L156 142V141L158 140V138L156 139V141H154ZM164 139H165V138H164ZM173 139H172V140H173ZM115 140H116V139H115ZM115 140H114V141H115ZM146 140H147V139H146ZM146 140H145V141H146ZM159 140H160V137H159ZM92 141H93V140H92ZM99 141H98V142H99ZM145 141H144V142H145ZM161 141H162V139H161ZM182 141H183V140H181V142H182ZM209 141H210V140H209ZM98 142H97V143H98ZM116 142H117V141H116ZM138 142H139V141H138ZM147 142H148V141H147ZM147 142H145V143H147ZM169 142H170L169 144H172V143H171V140H170ZM181 142H180V143H181ZM193 142H194V141H193ZM59 143H60V142H59ZM175 143H176V142H175ZM177 143H178V142H177ZM190 143H191V142H190ZM190 143H189V144H190ZM127 144H128V145H127ZM142 144H143V142H142ZM161 144H162V146L160 147V149H158L159 146H160ZM181 144H182V143H181ZM183 144H185V143L183 142ZM186 144H187V145H186ZM186 144H185V145L188 146L187 141H186ZM172 145H174V144H172ZM177 145H178V144H177ZM179 145H180V144H179ZM191 145H193V144H191ZM97 146H98V144H97ZM129 146H130V145H129ZM129 146H128V147H129ZM175 146H176V145H175ZM95 147H96V146H94V148H95ZM130 147H131V146H130ZM170 147H171V146H170ZM172 147H173V146H172ZM183 147H184V145H183ZM92 148H93V147H92ZM96 148H97V147H96ZM96 148H95V149H96ZM177 148H178V146H177ZM180 148H181V147H180ZM190 148H191V146H190ZM173 149H175V147H174ZM181 149L184 150V148H181ZM181 149H180V150H181ZM192 149H193V147H192ZM170 150H172V148H171ZM180 150H179V151H180ZM251 150H252V149H251ZM91 151H92V149H91ZM100 151H101V150H100ZM128 151H129V149H128ZM128 151H127V152H128ZM147 151H145V152L148 154ZM104 152H103V153H104ZM140 152H141V153H140ZM161 152H162V149H161ZM161 152H160V151L158 152L159 155H163V156H164V154H160ZM169 152H170V154H172V152L176 153L175 151H172V152L169 151ZM185 152H186V151H185ZM97 153H98V152H97ZM139 153H140V154H139ZM158 153H157V154H158ZM177 153H178V151H177ZM144 154H145V153H143V156H144ZM180 154H182V153H180ZM136 155H137V156H136ZM173 155H174V154H173ZM178 155H179V153L177 154V156H178ZM193 155H195V154H193ZM193 155H192V156H193ZM171 156H172V155H171ZM187 156H188V155H187ZM165 157H166V156H165ZM181 157H182V155H181ZM143 158H144V157H143ZM149 158H150V155H149V157H148V156L146 157L147 160H148ZM151 158H152V157H151ZM151 158H150V159H151ZM168 158H169V157H168ZM168 158H167V159H168ZM170 158H171V157H170ZM95 159H96V158H95ZM150 159H149V160H150ZM155 159H156V161H155L154 164L157 166V165H158V164H157V159H158V158H155ZM161 159H162V157H161ZM161 159L159 158V161H160ZM176 159H177V158H176ZM103 161H104V160H103ZM107 161H108V160H107ZM143 161H144V159H143ZM151 161H152V160H151ZM153 161H154V159H153ZM153 161H152V166L154 165V164H153ZM166 161H168V160H166ZM170 161H171V160H170ZM172 161H173V160H172ZM172 161H171V162H172ZM176 161H177V160H176ZM114 162H117V161L115 160ZM114 162H112V163H114ZM145 162H146V161H144V164H145ZM161 162H162V161H160L159 163L161 164ZM119 163H121V162H119ZM148 163H151V162L149 161ZM163 163H164V162H162V164H163ZM168 163H169V162H168ZM117 164H118V163H117ZM138 164H139L140 166H139ZM142 164H143V163H142ZM104 165H105V164H104ZM107 165H108V164H107ZM147 165L149 166V165H151V164H147ZM122 166H123V165H122ZM156 166H155V170L158 169L159 165H158L157 168H156ZM197 166H198V165H197ZM111 167H112V166H111ZM114 167H115V166H114ZM123 167H124V166H123ZM130 167H131V166H130ZM142 167H141V168H142ZM160 167H162V165H161ZM163 167H164V164H163ZM108 168H109V167H108ZM115 168H117V165H116ZM128 168H129V167H128ZM132 168H133V167H132ZM136 168H135V169H136ZM146 168H148V167H146ZM149 168H150V167H149ZM149 168H148V169H149ZM151 168H152V167H151ZM123 169H124V168H123ZM135 169L133 168V170H135ZM136 170H137V169H136ZM149 170H150V169H149ZM149 170H148V171H149ZM158 170H159V169H158ZM158 170H157L156 172H158ZM164 170H165V169H164ZM114 171H115V170H114ZM137 171H138V170H137ZM150 171H151V170H150ZM152 171H154V170H152ZM138 172H139V171H138ZM140 172H141V173H146V175L148 174V172H145V171L143 172L142 170H141ZM166 172H167V170H166ZM149 173H151V172H149ZM159 173H160V172H159ZM162 173H163V172H162ZM111 174H112V173H111ZM134 174H135V173H134ZM152 174H154V173H152ZM187 174H188V173H187ZM192 174H193V173H192ZM107 175H108V174H107ZM119 175H120V174H119ZM121 175H122V174H121ZM123 175H124V174H123ZM123 175H122V176H123ZM135 175H137L136 178H139L137 172H136ZM155 175H157V174H155ZM161 175H162V174H161ZM100 176H101V175H100ZM133 176H134V175H133ZM139 176H140V175H139ZM152 176H153V175H152ZM112 177H113V176H112ZM129 177H130V175H129ZM123 178H124V177H123ZM143 178H144V177H143ZM126 179H128V178L126 177ZM126 179H125V180H126ZM140 179H141V178H140ZM140 179H139V180H140ZM99 181H100V180H99ZM126 181H127V180H126ZM135 182H136V181H135ZM135 182L133 181V185H131V186H127V183L123 182V183H125V184H124V185H125V189H123V190H126L127 192H129L130 190L132 191V188H133L135 185L138 186L137 188L140 187L139 189H141L142 186L144 187V184H143V185L140 184V186H139V185L137 184L138 182H136V183H135ZM139 182H140V181H139ZM140 183H141V182H140ZM158 183H159V182H158ZM110 184H111V183H110ZM153 184H154V183H153ZM160 184H161V183H160ZM97 185H98V184H97ZM149 185H151V184H149ZM149 185H148V186H149ZM95 186H96V185H95ZM136 186H135V187H136ZM145 186H146V185H145ZM97 187H100V186H97ZM135 187H134V188H135ZM146 187H147V186H146ZM149 187H150V186H149ZM149 187H147V188H149ZM153 187H154V186H153ZM156 187H157V186H156ZM115 188H116V187H115ZM169 188H170V187H169ZM90 189H92V188H90ZM97 189H98V188H97ZM107 189H108V188H107ZM116 189H118V188H116ZM135 189H136V188H135ZM135 189H134V191H135ZM139 189H138V190H139ZM166 189H167V188H166ZM228 189H229V188H228ZM118 190H119V189H118ZM118 190H117V191H118ZM138 190H137V192H140V193H141L142 189H141V191H138ZM145 190H146V189H145ZM230 190H231V189H230ZM104 191H106V190H104ZM147 191H148V190H147ZM153 191H154V190H153ZM153 191H151V192H153ZM263 191H264V190H263ZM89 192H90V190H89ZM95 192H96V191H95ZM106 192H107V191H106ZM106 192H105V193H106ZM109 192H110V190H109ZM114 192H115V191H114ZM114 192H113V194H114ZM91 193H92V192H91ZM99 193H100V192H99ZM105 193H104L103 196L106 195ZM107 193H108V192H107ZM111 193H112V192H111ZM124 193H125V191H124ZM133 193H134V192H133ZM148 193H149V191L147 192V195H148ZM92 194H93V193H92ZM113 194H110V195L112 196ZM117 194H118V192H117ZM125 194H126V193H125ZM135 194H136V193H135ZM142 194H143V193H142ZM142 194H141V195H142ZM263 194H264V193H263ZM93 195H94V194H93ZM96 195H97V194H96ZM118 195H119V194H118ZM127 195H128V193H127ZM144 195H145V194H144ZM88 196H89V195H88ZM94 196H95V195H94ZM103 196H102V197H103ZM114 196H115V194L113 195V198H114ZM121 196H122V195H121ZM138 196H140V194H139ZM105 197H106V196H105ZM117 197H118V196H117ZM140 197H142V196H140ZM98 198H99V196H98ZM103 198H104V197H103ZM103 198H102V199H103ZM136 198H137V197H136ZM142 198H143V197H142ZM145 198H146V196H145ZM83 199H85V198H83ZM83 199H82V201H83ZM99 199H100V198H99ZM117 199H118V198H117ZM120 199H121V197H120ZM129 199H130V202H131V199H135V198L131 196V197H129ZM41 200H42V199H41ZM91 200H92V199H91ZM94 200H95V199H94ZM113 200H115V199H113ZM143 200H144V199H143ZM92 201H93V200H92ZM120 201H122V200H120ZM135 201H136V200H135ZM135 201H132V202H135ZM138 201H139V197H138ZM86 202H87V201H86ZM90 202H91V201H90ZM101 202H102V201H101ZM114 202H115V201H114ZM130 202H127V203H126V204L129 203L127 206H130V205L132 204V203H130ZM140 202H141V201H140ZM88 203H89V202H88ZM119 203H120V202H119ZM121 203H123V202H121ZM145 203H147V205H148L149 202H148V201H147V202L145 201ZM145 203H144V204H145ZM154 203H155V202H154ZM154 203H153V204H154ZM93 204H94V203H93ZM93 204H92V206H93ZM104 204H107V205H108L107 202L104 203ZM111 204H112V203H111ZM111 204H110V205H111ZM123 204H124V203H123ZM134 204H135V203H134ZM138 204H139V203H138ZM100 205H101V203H100ZM102 205H103V204H102ZM102 205H101L100 207H102ZM162 205H163V204H162ZM165 205H166V204H165ZM82 206H83V205H82ZM104 206H105V205H104ZM119 206H120V204H119ZM119 206L117 205V208H119ZM132 206H133V205H132ZM93 207H94V206H93ZM98 207H99V205H98ZM98 207H96V208H98ZM114 207H116V206H114ZM139 207H140V206L133 207V208H134V209H135V208L138 209ZM145 207H146V205H145ZM156 207H157V206H156ZM158 207H159V206H158ZM163 207H164V206H163ZM94 208H95V207H94ZM109 208L111 209V207H109ZM124 208H126V207H124ZM131 208H132V207H131ZM140 208H143V209H144V207H143L142 205H141ZM160 208H162V206H161ZM100 209H102V208H100ZM100 209L98 208V211H100ZM119 209H120V208H119ZM105 210H106V209H104V211H105ZM113 210L115 211L116 209L113 208ZM121 210H123V207H122ZM121 210H120V211H121ZM129 210H130V209H129ZM92 211H93V209H92ZM98 211H97V212H98ZM102 211H103V209H102ZM104 211H103V212H99V213H104ZM116 211H117V210H116ZM124 211H125V210H123V213H124ZM132 211H134V210L132 209ZM163 211H164V210H163ZM79 212H80V211H79ZM110 212H111V211H110ZM118 212H119V210H118ZM118 212H117V213H118ZM127 212H128V211H127ZM127 212H125V213H127ZM141 212H142V211H141ZM141 212H138V213L140 214ZM161 212H162V211H161ZM105 213H107V212H105ZM108 213H109V212H108ZM120 213H121V212H120ZM120 213H119V214H120ZM138 213H135V212H134V215H135V214H138ZM159 213H160V212H159ZM85 214H86V213H85ZM89 214H90V212H89ZM97 214H98V213H97ZM109 214H111V213H109ZM112 214H113V213H112ZM119 214H118V215L116 214L117 217L119 216ZM131 214H132V213H131ZM141 214H142V213H141ZM155 214H156V213H155ZM161 214H162V213H161ZM91 215H92V213H91ZM101 215H102V214H101ZM105 215H106L105 217L108 218L107 214H105ZM113 215H115V214H113ZM116 215H115V216H116ZM127 215H128V214H127ZM143 215H144V214H143ZM123 216H124V215L122 214L121 217H123ZM137 216H138V215H136V219L138 218ZM139 216H140V215H139ZM144 216H145V215H144ZM152 216H153V215H152ZM101 217H102V216H101ZM103 217H104V216H103ZM112 217H114V216H112ZM112 217H111L110 219H113ZM117 217H115V219H116ZM126 217H127V216H126ZM163 217H164V216H163ZM165 217H166V216H165ZM259 217H260V216H259ZM261 217H262V216H261ZM94 218H95V217H94ZM140 218H141V217H140ZM120 219H121V218H120ZM120 219H119V220H120ZM123 219H124V218H123ZM127 219L129 220L130 217H128ZM131 219H132V218H131ZM145 219H146V217H145L143 220H145ZM148 219H149V218H148ZM166 219H167V218H166ZM98 220H99V219H98ZM106 220H107V219H106ZM119 220H117V221H119ZM125 220H126V219H125ZM235 220H236V219H234V220H232V221H235ZM93 221H94V220H93ZM131 221H132V220H130V222H131ZM225 221H226V220H225ZM240 221H241V220H240ZM122 222H123V221H122ZM132 222H133V221H132ZM132 222H131V223H132ZM95 223L98 224V222H96V221H95ZM118 223H120V222H118ZM124 223H125V222H124ZM128 223H129V222H128ZM137 223L140 224V222H137ZM235 223H236V224H237V223L239 224L240 222H236V221H235V222H234V227H235V225H236ZM96 224H95V225H96ZM102 224H103V223H102ZM116 224H117V223H116ZM122 224H123V223H122ZM230 224H231V223H230ZM117 225H119V224H117ZM127 225H128V224H127ZM127 225H126V226H127ZM135 225H136V224H135ZM239 225H240V224H239ZM113 226H114V225H113ZM119 226H120V225H119ZM124 226H125V225H123L122 227H124ZM132 226L134 227V225H132ZM138 226H139V225H138ZM226 226H228V224H226ZM236 226H237V225H236ZM240 226H241V225H240ZM240 226L238 227V229H240ZM135 227H136V226H135ZM243 227H244V226H243ZM245 227H246V226H245ZM99 228H100V227H99ZM221 228H222V227H221ZM223 228L226 229V227H223ZM228 228H230V227L228 226ZM228 228H227V229H228ZM232 228H233V226H231V229H232ZM225 229H224V230H225ZM231 229H229V230H231ZM233 229H237V228H233ZM241 229H242V228H241ZM222 230H223V229H222ZM157 231H158V229H157ZM231 231L233 232V230H231ZM153 232H154V231H153ZM220 232H221V231H220ZM236 232L238 233V231H236ZM236 232H234V234H235ZM245 232H246V230H245ZM155 233H156V232H155ZM239 234H240V233H239ZM242 234H245V233L243 232ZM147 236H148V235H147ZM240 236H241V234H240ZM240 236H239V237H240ZM151 237H152V236H151ZM233 237H235V236L233 235ZM241 237H242V236H241ZM226 238H228V237H226ZM231 238H232V237H231ZM149 239H150V238H149ZM243 239H245V238H243ZM243 239H242L241 241H243ZM133 240H134V238H133ZM226 240L229 241V240H231V239H226ZM235 240L237 241V239H235ZM246 240H247V239H246ZM151 241H152V240H151ZM153 242L155 243V241H153ZM138 243H140V242H138ZM225 243H227V242L225 241ZM232 243H233V242H232ZM244 243L247 244V242H245V240H244ZM244 243L241 242L242 245H243ZM159 244H160V243H159ZM246 244H245V245H246ZM143 245H144V244H143ZM143 245H142V246H143ZM238 245H239V244H238ZM245 245H244V246H245ZM151 246L153 247V244H152ZM156 246H157V245H156ZM239 246H240V245H239ZM139 248H140V247H139ZM152 249H153V248H152ZM136 250H137V248H136ZM140 250H141V249H140ZM154 250L156 251V249H154ZM162 250H163V249H162ZM169 250H170V248H169ZM137 251L139 252V250H137ZM137 251H136V252H137ZM170 251H171V250H170ZM151 252H152V251H151ZM139 253H140V252H139ZM139 253H138V254H139ZM144 253H146V252H144ZM161 253H162V251H161ZM163 253H164V252H163ZM229 253H230V252H229ZM140 254H141V253H140ZM142 254H143V253H142ZM142 254H141V255H142ZM157 254H158V253H156V255H157ZM175 254H176V253H175ZM104 255H105V254H104ZM136 255H137V254H136ZM232 255H233V253H232ZM241 255H242V254H241ZM99 256H100V255H99ZM102 256H103V255H102ZM199 256H201V255H199ZM204 256H206V255H204ZM234 256H236V255H234ZM104 257H105V256H104ZM161 257H162V255H161ZM190 257H191V256H190ZM93 258H95L94 255H93ZM93 258H92V260L90 259L91 262L95 260V259L93 260ZM137 258H138V256H137ZM142 258H143V257H142ZM146 258H148V257H146ZM146 258H145V256H144V259H145V260H146ZM235 258H236V257H235ZM97 259H98V258H96V260H97ZM102 259H103V257H102ZM139 259H140V258H139ZM139 259H138V260H139ZM148 259H149V258H148ZM155 259H156V258H155ZM206 259H208V258H206ZM236 259H237V258H236ZM125 260H126V259H125ZM129 260H130V259H129ZM145 260H144V262H145ZM99 261H100V258H99ZM102 261H103V260H102ZM118 261H119V260H118ZM134 261L137 262V260H134ZM146 261H147V260H146ZM122 262H123V261H122ZM126 262H127V261H126ZM148 262H150V261H148ZM148 262H147V264H149ZM154 262H156V260H155ZM218 262H219V261H218ZM223 262H224V261H223ZM92 263H94V262H92ZM102 263H103V262H102ZM102 263H101V264H102ZM105 263H106V262H105ZM138 263H139V262H138ZM141 263H142V261H141ZM158 263H160V261H159ZM231 263H232V262H231ZM94 264H95V263H94ZM97 264H100V263H97ZM120 264H121V262H120ZM122 264H123V263H122ZM130 264H132V263H130ZM150 264H151V263H150ZM203 264H204V263H203ZM235 264H236V263H235Z\"/></svg>","mask_w":264,"mask_h":264}]
</instances>
